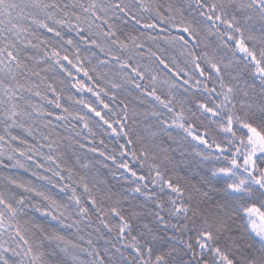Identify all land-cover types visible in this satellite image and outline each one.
<instances>
[{
  "label": "snow or ice",
  "instance_id": "obj_1",
  "mask_svg": "<svg viewBox=\"0 0 264 264\" xmlns=\"http://www.w3.org/2000/svg\"><path fill=\"white\" fill-rule=\"evenodd\" d=\"M0 264H264V0H0Z\"/></svg>",
  "mask_w": 264,
  "mask_h": 264
}]
</instances>
